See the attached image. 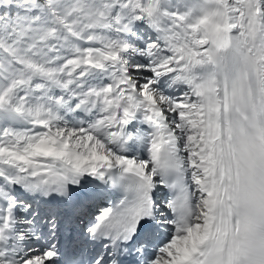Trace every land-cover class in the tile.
<instances>
[{
  "label": "snow or ice",
  "instance_id": "snow-or-ice-1",
  "mask_svg": "<svg viewBox=\"0 0 264 264\" xmlns=\"http://www.w3.org/2000/svg\"><path fill=\"white\" fill-rule=\"evenodd\" d=\"M0 264H264V0H0Z\"/></svg>",
  "mask_w": 264,
  "mask_h": 264
}]
</instances>
